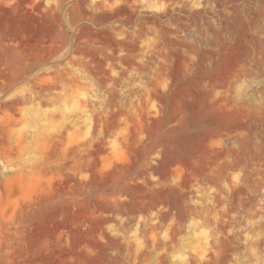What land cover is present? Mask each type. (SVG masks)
I'll use <instances>...</instances> for the list:
<instances>
[{
  "label": "rangeland",
  "instance_id": "374dc122",
  "mask_svg": "<svg viewBox=\"0 0 264 264\" xmlns=\"http://www.w3.org/2000/svg\"><path fill=\"white\" fill-rule=\"evenodd\" d=\"M0 264H264V0H0Z\"/></svg>",
  "mask_w": 264,
  "mask_h": 264
}]
</instances>
